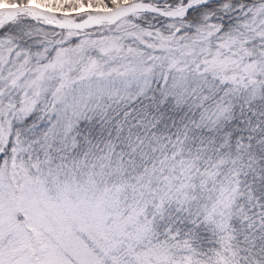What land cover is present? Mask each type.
I'll return each instance as SVG.
<instances>
[{
	"label": "snow or ice",
	"instance_id": "obj_1",
	"mask_svg": "<svg viewBox=\"0 0 264 264\" xmlns=\"http://www.w3.org/2000/svg\"><path fill=\"white\" fill-rule=\"evenodd\" d=\"M0 264H264V0H0Z\"/></svg>",
	"mask_w": 264,
	"mask_h": 264
}]
</instances>
